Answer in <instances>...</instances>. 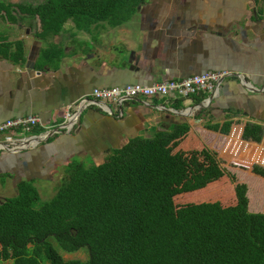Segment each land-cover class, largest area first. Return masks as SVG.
I'll return each mask as SVG.
<instances>
[{"label":"trees","instance_id":"obj_1","mask_svg":"<svg viewBox=\"0 0 264 264\" xmlns=\"http://www.w3.org/2000/svg\"><path fill=\"white\" fill-rule=\"evenodd\" d=\"M148 1L0 0V14L11 23L28 16L48 37L69 21L79 30L125 24ZM8 38L0 31V58L24 61L23 43ZM263 134V124L242 119L184 122L131 138L100 162H72L42 206L38 188L23 182L0 203V262L264 264V168L250 145L230 137ZM80 250L86 260L64 257Z\"/></svg>","mask_w":264,"mask_h":264},{"label":"crops","instance_id":"obj_2","mask_svg":"<svg viewBox=\"0 0 264 264\" xmlns=\"http://www.w3.org/2000/svg\"><path fill=\"white\" fill-rule=\"evenodd\" d=\"M0 31L9 41H21L25 52L21 62L0 58V123L33 114L40 125L13 135L50 133L0 149V203L17 196L23 182H33L41 195L46 184L66 179L72 162H100L131 138L151 137L179 123L203 127L242 119L264 125V0H149L118 26L79 30L65 24L48 37L37 24H0ZM219 70L234 75L214 95L79 104L92 100L98 87L148 85ZM72 106L78 114L67 129ZM5 139L0 135V146Z\"/></svg>","mask_w":264,"mask_h":264},{"label":"built area","instance_id":"obj_3","mask_svg":"<svg viewBox=\"0 0 264 264\" xmlns=\"http://www.w3.org/2000/svg\"><path fill=\"white\" fill-rule=\"evenodd\" d=\"M234 73L229 70L208 71L202 74H193L183 78H173L162 82H155L152 84H126L123 86L113 87H98L93 90V99H84L79 104L82 106L88 102L106 103L114 101L123 103L125 101L134 100L138 97H165L175 96L177 98H187L200 92L214 93L219 87V83L225 81ZM82 108V107H79ZM76 112L73 111V106L68 109L66 115L65 128L69 129L73 121L77 117ZM40 125V118L36 115L30 114L27 116H19L10 118L0 123V135L5 136L6 143H10L13 148L15 146H24L31 138L45 137L48 132L40 136H33L30 138H16L12 131L21 130L23 133H29ZM5 143V144H6ZM3 145V144H2ZM252 147L251 159L258 166L264 168V134L261 140H253L250 144ZM11 148V147H10Z\"/></svg>","mask_w":264,"mask_h":264},{"label":"rangeland","instance_id":"obj_4","mask_svg":"<svg viewBox=\"0 0 264 264\" xmlns=\"http://www.w3.org/2000/svg\"><path fill=\"white\" fill-rule=\"evenodd\" d=\"M1 1L36 5L40 2H43L44 0H1ZM31 21H32V24H35L34 20H31ZM0 24H3V26L4 24H29V21H28V16H27L26 20H22L19 23H11L5 18H3V15L0 14ZM67 24H73V23L69 21ZM64 182H65V179H60V180H56L55 182H50L46 184L45 187L43 188L44 190H41V199L38 203V206H42L43 204L51 200V198L57 193V191L64 185ZM64 257L67 259L80 258V259L86 260L88 257V254L86 250H80L78 252L64 253ZM12 263H13L12 260L0 262V264H12Z\"/></svg>","mask_w":264,"mask_h":264},{"label":"water","instance_id":"obj_5","mask_svg":"<svg viewBox=\"0 0 264 264\" xmlns=\"http://www.w3.org/2000/svg\"><path fill=\"white\" fill-rule=\"evenodd\" d=\"M27 67L29 68V70H33V69L35 68V64H34V62H31V61L29 60V61L27 62ZM238 76L242 79L241 74H238ZM244 81H245V85H246V86H253V87H254V84L250 83L249 81H247V80H245V79H244ZM255 87H256V86H255ZM223 88H224V80H223L221 83H219V87H218L219 92H220ZM218 89H217V90H218ZM255 92L260 93V91L257 90V89H256ZM212 94L214 95V93H212ZM213 95H211V98H212V97L214 98ZM211 100H213V99H211ZM208 101H209V99L205 100L203 103L205 104V103H207ZM10 147H11V144H10V143H6V144L1 145V146H0V149L9 150Z\"/></svg>","mask_w":264,"mask_h":264}]
</instances>
